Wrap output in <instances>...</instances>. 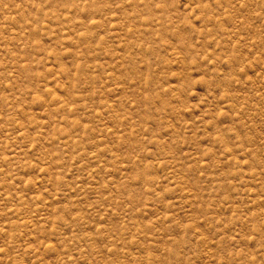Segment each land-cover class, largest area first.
Here are the masks:
<instances>
[{
  "label": "rangeland",
  "instance_id": "374dc122",
  "mask_svg": "<svg viewBox=\"0 0 264 264\" xmlns=\"http://www.w3.org/2000/svg\"><path fill=\"white\" fill-rule=\"evenodd\" d=\"M0 264H264V0H0Z\"/></svg>",
  "mask_w": 264,
  "mask_h": 264
}]
</instances>
